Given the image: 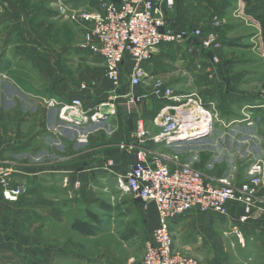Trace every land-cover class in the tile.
<instances>
[{"label": "crops", "instance_id": "obj_1", "mask_svg": "<svg viewBox=\"0 0 264 264\" xmlns=\"http://www.w3.org/2000/svg\"><path fill=\"white\" fill-rule=\"evenodd\" d=\"M73 1L80 2L81 0H71V2ZM19 2L20 5L25 3L24 0H19ZM165 2L166 0H163L165 20L172 29L179 30L182 27L202 24L203 22H208L213 26V24L215 25L213 17H217L218 19L215 20L219 22L221 27L213 32L215 37L217 38L219 34L218 37L225 40V36H230L229 25L227 26V24L231 21L232 15L228 12V9L233 4L232 0H169V5H166ZM68 6L70 8L96 11L98 0H83L81 7ZM51 18H53L56 25L55 33L60 37L59 42L55 45L56 52L63 55L62 60L60 59V65L65 69L71 68L73 75L67 77V81L63 86L56 83L58 86H50L49 93L39 91L40 93L35 96L43 101L45 99L53 102L54 104L48 107V110L54 113L48 114L46 112L45 124H43L42 130V133H46L51 137L50 146L47 147L45 142L42 144L38 141L36 143L38 147L35 145L38 155L34 156L33 162L35 168L36 166L45 168L48 165L50 168L49 173L58 174V176L50 177V180H52L50 183L60 181L64 184L65 192L53 193V196L49 198L54 203L50 211L53 218L48 224L47 242L45 241L46 237L41 232L42 225L39 222L28 225L0 224V264H85L87 261L89 264H104V246L102 243L98 244L104 207L97 203L93 207V202L92 207L88 206L83 211L81 216L85 218L82 219V222L87 223L93 230L91 237H86L73 230L72 206L66 201L73 180H80L81 183L89 181L91 185L100 186L104 180L103 177L99 178L94 174L73 177L70 170L74 152H77L78 149L90 152L97 151L98 148L100 149L104 145L106 147L102 148V152H100L102 158L98 159L95 167L96 171H94L98 172L104 170L105 167L107 168V163L103 164L104 157H106L113 162L117 172L122 171L124 174L127 166L135 161L136 151L120 149L119 145L134 142V134L138 127L139 118H141L144 130L147 132L144 145L155 151L159 150L158 146L161 145V143L155 141L160 132L159 125L154 122L156 116L148 120L143 115L144 110L152 114L154 108L159 106L161 110L164 109V112L173 113L174 110L170 109L168 111L167 108L181 106H177L178 103L174 104L171 101L157 99L153 96L150 88L139 91L138 86L131 87L129 75L132 66L127 62L129 58L126 57L121 67L120 80L126 78L127 85H120L116 90L118 101L115 102V105L108 104L111 109L101 112V107L106 106L113 90L112 83L105 78V75L101 74L104 72L102 58L87 49L79 47V44L84 42V27L68 21L58 13H52ZM23 25L24 28H19L17 32V38L21 40V35L27 32V40H30L33 45L36 37L40 36L38 27L35 28L29 21ZM213 28L215 27L213 26ZM8 30L10 33L11 28ZM10 36L13 39V35ZM8 38L9 35L7 34L5 43L10 40ZM199 43L200 41L195 40L192 43L161 45L163 48L160 54V71H146L145 76L142 78L145 82L143 84L150 83L151 80L156 78H162L167 87L174 89L176 95L182 97L181 102L185 103L184 101H187L188 97L198 98L202 102L205 110L209 112L210 125L206 129L203 124L192 126V130L198 129L199 131L188 137H193V142H197L194 143L191 154L178 151L181 160L188 161L193 157H198V160L194 162V166L208 176L221 178L233 174L235 181L240 183L246 180L247 170L252 163L257 160L264 163V124H262L264 120V95L259 96L260 100H256L255 95L251 96L253 99L246 96L249 91L248 85L243 87L242 84H246L244 79L248 78L249 68L248 64L244 63L238 65L241 67V73L239 75L240 79L237 81L232 80V75L230 76L231 73L228 71L235 64L230 66V69L227 68L228 70L220 69L218 75L214 70L213 74L210 75L211 77L212 75L215 76L214 81H208L205 77H203L204 82L198 79L196 69L200 67V61L197 60H203L201 59L202 54L199 55L201 51L198 54L193 51V55L188 58L187 50H203ZM226 48H233V45L229 41L222 43L220 49L210 51V53L219 52L221 58L223 55L233 54L234 56L237 54L233 51L234 48L230 51H226ZM69 57L71 58L70 63H64L66 58ZM221 60L223 63L226 62L224 57ZM4 61L3 63L8 64V59H4ZM94 63L101 64L100 74L95 76L90 74V72H94ZM175 64L176 67H173ZM20 65H23L25 70L32 69V72H36L37 67L35 69V67H30L24 62ZM79 66L84 79L76 80V68L79 69ZM95 70L99 73L97 67ZM158 73L160 76L157 75ZM223 74L226 75L223 76ZM219 78L220 80H218ZM0 82H2L1 79ZM87 82L89 83L87 84ZM20 83L21 81L17 86L23 85V83L22 85ZM120 83L122 84V82ZM81 85H85L86 89H81ZM127 88L136 90L129 92ZM233 89L235 90L233 91ZM130 93L138 100L135 104V110L127 113L124 102L132 96H130ZM74 99H80L81 101L77 117L71 116L68 111ZM196 109L197 112L201 113L197 107ZM201 110L205 112V110ZM46 120L49 122L46 123ZM216 120L219 122H216ZM238 122H245L242 128L245 129L246 134L244 139L239 138L240 140L237 138V129L228 128V126ZM109 123L112 124V129L109 128ZM192 127L184 131L183 138H188L186 133ZM103 132L109 139L106 140L107 143H105V140H97V137L102 135ZM179 136L181 135L175 138ZM81 138H84L85 141H82L84 139ZM91 140L93 143L89 145ZM71 146L74 151L70 150ZM167 146L169 147L171 144ZM84 151L77 154H82ZM45 157L48 159L47 163L43 161ZM0 163L8 164L9 162L1 156ZM13 174L25 176L26 173L17 171ZM13 174L10 176L13 177ZM22 180L20 179V181ZM41 194L43 195V193H39V195ZM257 199L262 202L264 208V176L263 183L258 188ZM145 207L144 217L146 216L147 226L154 229L157 224L155 207L152 203L146 204ZM14 208V205L11 206L8 202L0 200V217L5 210H13ZM240 212L238 205H231L229 216L225 218L215 213H205V215L198 214L196 211L188 213L176 222L172 230L175 236H173L175 250L194 257L200 264H264V212L256 219L243 225L238 222ZM35 215L37 214H33V216ZM22 228L26 232L30 231L31 235H21ZM10 232H15V240L10 239ZM73 239L85 240L91 244L83 248L74 246Z\"/></svg>", "mask_w": 264, "mask_h": 264}, {"label": "rangeland", "instance_id": "obj_2", "mask_svg": "<svg viewBox=\"0 0 264 264\" xmlns=\"http://www.w3.org/2000/svg\"><path fill=\"white\" fill-rule=\"evenodd\" d=\"M24 1L25 3L20 5L19 0H0V79L2 81L0 82V158L3 156L5 160H8L10 168L16 169L13 170V173H16L17 171L26 173L25 176L12 173L14 175L13 177H11V174L10 186L13 188L21 187L22 192L15 202H8L11 206L14 205L15 208L3 212L0 217V224L14 223L28 225L33 223L37 224L39 222L42 225L41 232L46 237L45 241L47 242L48 224L50 223L51 218H53L50 211L54 203V201L49 198L53 196V193H64L65 188L64 184L60 183L59 180H57L59 181L57 183H50V181H52L50 180V177L58 176V174L49 173L50 168L46 165L48 161L47 157L43 160L46 162L45 168H40L38 166H36V168L34 167L33 158L35 155H38L35 146L37 145L38 147V144L36 143L38 141H40L38 143L42 144L45 142L47 147L48 145L50 146L51 143V137L46 133H42L46 112L48 114L54 113L53 111L51 112L48 110V107L52 106L51 101L45 99L43 101L35 96L37 93H40L39 91L48 92L50 86H58L56 83H60L59 85L63 86L67 81V77L73 75L71 68L65 69L60 65V59L62 60L63 55L58 54L55 50V45L59 42L60 37L55 33L56 25L53 18H51V14L58 13V15H61L58 9L60 5L67 7H69L68 5H72V7H81L83 0L80 2H71V0ZM232 2L233 4L228 9V12L232 15L231 21L227 24V26L229 25L230 36H225L224 40L223 38H219L218 34L216 41L219 44L221 43L220 47L222 43L229 41L234 49L226 48V51L233 49L237 54L234 56L233 54L228 56L223 55L224 59H226V62L224 63L221 60L223 57L221 58L219 52H212L213 54L210 53V51H217L218 49L187 50V57H191L193 51H196V54L201 51L199 55L202 54L201 59L203 60H197L198 62L200 61V67H197L196 70L198 79L202 82H204L203 77L207 78L206 80L208 81H214L215 76H210L211 73L213 74L214 70L216 75H218L220 69H230V66L233 64H235L233 68L236 69L232 68L231 70H227L230 71V76L232 75L231 78H233L232 80L237 81L240 79L239 75L241 73V67L238 65H241L242 63L248 64V78L244 79L246 84L243 83L242 85L243 87L248 85L247 88L249 91L246 96L253 99L251 96L255 95V98H257L256 100H260L259 96L264 95V0H251L252 6L260 7L258 12L259 16L252 17L245 14V6L242 0H232ZM215 19L218 18L213 17V23H215ZM28 21L35 28L38 27L39 31H37L38 34H40V36L36 37L33 41V45L30 40H27V32L26 34L23 31L24 34L21 35V40L17 38L19 28H24L23 24ZM213 26L215 28H213ZM213 26L208 22H203L202 24H193L189 25V27H182L181 29H200L203 37L196 39L199 42L209 34L214 35L215 33L213 32H216L215 29L221 27L220 24L218 25L216 23L215 25L213 24ZM9 28H11L10 33L8 30ZM7 34L9 35L8 39L10 40L5 43V37ZM11 34L13 35V39H11ZM82 44L83 42L79 44L80 48H82ZM162 48L163 46L158 47L151 59L141 65L145 73L146 71L151 70L160 71V54ZM214 57L217 58V63L213 61ZM4 59H8V64L3 63L5 62ZM70 59V57L66 58L64 63H70ZM23 62L30 67H35V69L37 67L35 70L37 73L32 72V69L29 68L30 71L27 69L25 70L23 65H20ZM127 62L130 66L132 65L131 61L127 60ZM100 65V63H94V72H90V74H94V76L99 75L101 69ZM96 67L99 69V73L96 72ZM173 67H176V64ZM104 73L105 69L101 74L104 76ZM75 75L76 80L84 79V76L80 73V66L79 69L76 68ZM157 75L160 76L159 73ZM224 75L226 74H223V76ZM143 80L144 79L141 80L138 90L142 91L148 90V88L151 89L154 80H151L150 83L146 84H143ZM218 80H220V78ZM19 81H21L20 84L22 85L23 83V85H18V87L17 84ZM162 81L165 83L164 80ZM121 82L122 84L120 83V85H127L126 78H122ZM88 83L89 82H87V84ZM90 87L92 86L90 85ZM91 89H93V87ZM134 90H129L127 88V91L129 92ZM234 90L235 89H233V91ZM172 91L176 95L174 89H172ZM195 95L198 96L197 94ZM110 96V100L106 102V106H108V109L106 108L107 111L111 109L109 105L114 106L115 102L118 101L117 97L114 99V95L110 94ZM154 109L155 110L152 114L145 112L144 110V117L149 120L157 116L161 109L159 106H156ZM178 111L186 115L189 113V111L184 109ZM196 120L198 122H205L200 118L195 120L193 117L190 118V122L194 121V123H196ZM47 122L49 121L46 120V123ZM216 122L219 121L216 120ZM244 123L238 122L228 126L229 129H237L238 140H240L239 138L244 139L245 137L246 132L244 131L245 129L242 128ZM197 124L199 125L200 123ZM262 124H264V120L262 121ZM109 128L112 129L111 123H109ZM158 129L161 132L160 126H158ZM188 129L189 128L184 131H187ZM184 131L181 136L170 141L171 146L169 147L167 145L170 144H167L165 147L164 141L159 142L161 145L158 146L159 150L156 151L169 155L179 153L178 151L191 154L193 145L197 141L193 142V137L183 138ZM97 140H105V143H107L106 140L109 139L105 136V132H103L102 135L97 137ZM91 143H93L92 140L89 142V145H91ZM104 147L106 146L103 145L102 148ZM102 148H98L97 151L91 152L87 150L84 151V149H78L77 152H74L75 154L72 158V167L70 170L73 177L94 174L99 178L103 177L104 181L100 186L96 184L91 185L89 181L81 183L80 180H73L74 182L69 189L70 192L67 193L68 198L66 201L72 206L74 222H82V219L85 218L84 216H81L83 211L86 210L88 206L92 207L91 204L93 202V207L96 206V203L104 207V213L102 214V227L100 226L101 230L98 234V244L100 245L102 243L105 250L104 264H141L144 241L153 230V228L150 229L147 226L146 216L144 217L146 207L141 202L134 200L130 194L123 192L119 183L123 176V172H117L111 160L104 157L103 161V164L107 163V168H109V170L105 167L104 170L95 172L98 159L102 158L100 153L102 152ZM70 150H73L72 146ZM80 151L84 152L82 154H77ZM236 152L237 150L235 153ZM88 156L89 158H87ZM108 160L112 162L110 166H108ZM20 179L23 180L20 181ZM39 193H43V195H39ZM38 197L40 198L37 199ZM0 200L7 202L4 201L2 197ZM57 203H59V201H57ZM195 211L196 210H193L191 212L193 213ZM196 213L205 215V213L199 211H196ZM33 214L37 215L33 216ZM186 215H188V213L184 216ZM37 217L39 218L37 219ZM179 219L171 224V231L174 229V226ZM14 234L15 232L9 233L10 239L15 240ZM20 234L26 236L31 235V232H26L25 229L22 228ZM73 244L74 246H81L83 248L84 246H90L91 243L86 242L85 240L73 239ZM85 264H89V262L87 261Z\"/></svg>", "mask_w": 264, "mask_h": 264}, {"label": "built area", "instance_id": "obj_3", "mask_svg": "<svg viewBox=\"0 0 264 264\" xmlns=\"http://www.w3.org/2000/svg\"><path fill=\"white\" fill-rule=\"evenodd\" d=\"M165 3L169 5V0ZM58 9L60 16L85 28L81 47L102 58L105 78L113 85L111 95H114V99L118 98L116 90L120 86L121 67L126 57L132 62L129 84L137 87L145 76L141 64L151 59L158 47L192 43L203 37L200 29L174 30L169 27L164 16L163 0H98L96 11L72 9L64 5ZM214 22L219 25L217 20ZM199 44L203 50L220 47L213 34ZM213 61L218 62L216 57ZM81 89H86V86L81 85ZM151 90L157 99L187 106L182 109L189 111L186 115L178 110L173 113L160 110L154 119L161 127L156 142L170 144L172 139L197 123L203 124L205 129L209 127V112L198 98L188 97L185 103H180L182 97L175 95L160 78L154 79ZM130 96L124 102L127 113L135 110L138 100L132 93ZM190 102L193 103L188 105ZM80 106V99H74L68 109L69 114L77 117ZM195 107L205 110L206 114L197 112ZM191 117L205 122H190ZM146 136L139 118L134 142L119 145L120 149L136 151L135 161L127 166L119 181L121 189L144 205L152 203L157 216L155 228L144 241L141 264H200L194 257L175 250L171 231V224L175 220L193 210L215 213L225 218L229 216L230 206L238 205L241 210L238 222L242 225L264 212L262 202L257 199L264 176L261 160L252 163L247 170L246 180L237 183L233 174L221 178L208 176L194 166L198 157L182 161L179 153L169 155L145 148ZM111 164L109 161L108 166ZM13 172L7 163H0V193L7 202H15L22 192L21 187L10 186Z\"/></svg>", "mask_w": 264, "mask_h": 264}, {"label": "trees", "instance_id": "obj_4", "mask_svg": "<svg viewBox=\"0 0 264 264\" xmlns=\"http://www.w3.org/2000/svg\"><path fill=\"white\" fill-rule=\"evenodd\" d=\"M245 6V14L248 16H259L258 12L260 7L258 6H252L251 0H242ZM72 228L74 231L84 235V236H90L93 234L92 227H90L87 223L81 222V221H75L72 225Z\"/></svg>", "mask_w": 264, "mask_h": 264}, {"label": "bare ground", "instance_id": "obj_5", "mask_svg": "<svg viewBox=\"0 0 264 264\" xmlns=\"http://www.w3.org/2000/svg\"><path fill=\"white\" fill-rule=\"evenodd\" d=\"M192 104V102H190V104H188V105H191ZM185 107H187V106H181V107H179V108H167V110H170V109H172V110H176V109H182V108H185ZM195 109H196V107H195ZM197 110V109H196ZM201 113H205V112H203L201 109H198ZM193 129V127L189 130V132H187L186 133V137H188V136H191V135H194V133H198V129H195V130H192ZM200 129V128H199ZM201 130V129H200Z\"/></svg>", "mask_w": 264, "mask_h": 264}, {"label": "water", "instance_id": "obj_6", "mask_svg": "<svg viewBox=\"0 0 264 264\" xmlns=\"http://www.w3.org/2000/svg\"><path fill=\"white\" fill-rule=\"evenodd\" d=\"M108 106H102L101 107V112H103V111H106L108 108H107ZM107 108V109H106Z\"/></svg>", "mask_w": 264, "mask_h": 264}]
</instances>
